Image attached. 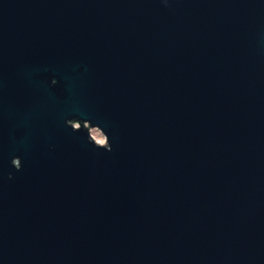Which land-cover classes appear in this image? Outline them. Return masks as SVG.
I'll return each instance as SVG.
<instances>
[{"label":"water","instance_id":"obj_1","mask_svg":"<svg viewBox=\"0 0 264 264\" xmlns=\"http://www.w3.org/2000/svg\"><path fill=\"white\" fill-rule=\"evenodd\" d=\"M0 264H264V0H0Z\"/></svg>","mask_w":264,"mask_h":264},{"label":"rangeland","instance_id":"obj_2","mask_svg":"<svg viewBox=\"0 0 264 264\" xmlns=\"http://www.w3.org/2000/svg\"><path fill=\"white\" fill-rule=\"evenodd\" d=\"M75 126L77 128L80 127L79 124H75ZM85 127L90 131L92 137L94 138V140L96 142H98V143H100L102 145L106 144V139H105V137L103 136V134L99 130L92 129L89 124H85Z\"/></svg>","mask_w":264,"mask_h":264}]
</instances>
